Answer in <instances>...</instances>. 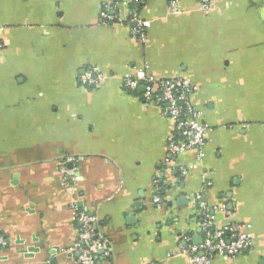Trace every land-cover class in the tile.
<instances>
[{"label": "crops", "instance_id": "1", "mask_svg": "<svg viewBox=\"0 0 264 264\" xmlns=\"http://www.w3.org/2000/svg\"><path fill=\"white\" fill-rule=\"evenodd\" d=\"M0 44V264H77L78 210L109 240L105 264H192L199 194L253 238L210 264H264V0H0ZM87 67L105 78L84 85ZM137 69L195 85L200 159L169 154L173 121L122 86Z\"/></svg>", "mask_w": 264, "mask_h": 264}, {"label": "built area", "instance_id": "2", "mask_svg": "<svg viewBox=\"0 0 264 264\" xmlns=\"http://www.w3.org/2000/svg\"><path fill=\"white\" fill-rule=\"evenodd\" d=\"M142 1V0H137ZM200 8L208 11L212 0H197ZM171 12L179 13L176 3H171ZM107 21L120 20V16H111L107 12L102 13ZM131 21L135 22L132 28L133 36L139 41H144V28L147 21L137 19L133 13ZM1 47V44H0ZM104 75L96 67H87L80 76V82L87 86H96L104 79ZM122 86L130 91H140L141 99L145 104H157L163 117L171 119L174 123V133L168 143L170 155H178L186 151H192L200 159L206 142L208 125L200 121L201 112L194 105L191 95L195 92V85L183 75L174 77L156 78L145 69H137L133 73L126 74L122 79ZM67 161H74L73 157H67ZM188 167L179 168L180 175L188 173ZM74 169L65 170L66 176L72 175ZM159 191V188L157 189ZM157 193L153 197L156 205L161 204V197ZM199 200V214L202 213L204 220L201 224V241L199 244H184L180 246L192 264H210L216 257L223 260L236 258L243 250L253 244L249 226L239 224H227L218 227L214 223L213 215L208 214L210 205L204 200L203 195H197ZM74 219L80 227L76 242L72 251L77 254V264H105L112 256V246L108 239L103 237L97 229L96 217L85 210L74 212ZM4 244V237L0 233V246ZM157 264V263H150Z\"/></svg>", "mask_w": 264, "mask_h": 264}, {"label": "water", "instance_id": "3", "mask_svg": "<svg viewBox=\"0 0 264 264\" xmlns=\"http://www.w3.org/2000/svg\"><path fill=\"white\" fill-rule=\"evenodd\" d=\"M143 88H140L139 90L141 91ZM198 241H200V239H198ZM198 241H197V243H198ZM29 251H38V249H29ZM27 257H31L32 256V254L31 253H29L28 255H26ZM52 262H55V259H52Z\"/></svg>", "mask_w": 264, "mask_h": 264}, {"label": "trees", "instance_id": "4", "mask_svg": "<svg viewBox=\"0 0 264 264\" xmlns=\"http://www.w3.org/2000/svg\"><path fill=\"white\" fill-rule=\"evenodd\" d=\"M134 2H136V0H134ZM158 194H159V195L162 194V188L158 191Z\"/></svg>", "mask_w": 264, "mask_h": 264}]
</instances>
